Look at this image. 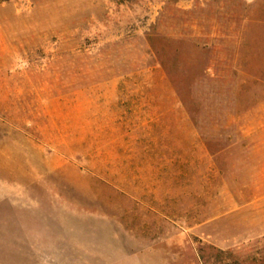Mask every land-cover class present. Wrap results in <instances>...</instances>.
<instances>
[{
  "label": "rangeland",
  "instance_id": "1",
  "mask_svg": "<svg viewBox=\"0 0 264 264\" xmlns=\"http://www.w3.org/2000/svg\"><path fill=\"white\" fill-rule=\"evenodd\" d=\"M0 264H264V0H0Z\"/></svg>",
  "mask_w": 264,
  "mask_h": 264
}]
</instances>
